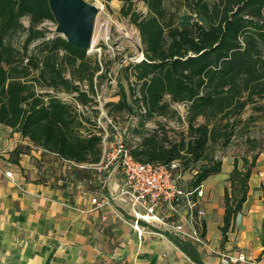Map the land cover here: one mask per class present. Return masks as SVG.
<instances>
[{
    "label": "trees",
    "instance_id": "trees-1",
    "mask_svg": "<svg viewBox=\"0 0 264 264\" xmlns=\"http://www.w3.org/2000/svg\"><path fill=\"white\" fill-rule=\"evenodd\" d=\"M121 1L120 14L138 31L143 59L120 71L131 101L119 86L120 99L106 106L134 118L126 140L133 159L177 161L181 171L200 163L189 185L199 186L221 171L215 148L226 147L238 125L247 130L255 113L264 114V0H175L171 8L167 0H139L146 13L135 10L133 0ZM182 8L189 19L179 23ZM46 21L54 22L47 0H0V125L63 161L98 164L102 130L59 93H75L74 101L96 116V80L108 69L85 49L47 35L41 27ZM249 106L252 113L243 120ZM245 145L224 192V239L264 152L256 137L247 135ZM182 248L201 264L189 244Z\"/></svg>",
    "mask_w": 264,
    "mask_h": 264
},
{
    "label": "crops",
    "instance_id": "crops-1",
    "mask_svg": "<svg viewBox=\"0 0 264 264\" xmlns=\"http://www.w3.org/2000/svg\"><path fill=\"white\" fill-rule=\"evenodd\" d=\"M232 164L223 160L220 173L201 183L197 207L181 210L179 221L198 233V243L137 218L113 189L118 174L108 178L87 164L63 161L0 125V264H197L183 251L188 244L201 264H224L221 256L243 258L228 264H264V152L224 239ZM93 197L108 203L98 207Z\"/></svg>",
    "mask_w": 264,
    "mask_h": 264
},
{
    "label": "built area",
    "instance_id": "built-area-1",
    "mask_svg": "<svg viewBox=\"0 0 264 264\" xmlns=\"http://www.w3.org/2000/svg\"><path fill=\"white\" fill-rule=\"evenodd\" d=\"M93 5L97 7L98 14L103 11V5L99 1L94 0ZM89 51L93 50L90 48L86 50ZM109 79L112 80L111 75ZM74 94L59 93V96L64 102H71L82 111L83 107L73 99ZM94 102L93 109L98 110V116L94 119L95 125L102 130L98 133L101 136L102 154L98 164L89 166L103 172L108 178L117 174L120 176L121 180L113 189L130 203L132 212L137 218H143L147 223L163 228L176 236L201 242L195 230L186 231L184 224L179 221V215L182 209L190 210L197 207L195 198L202 197V185L182 188L178 184L180 174L176 175L177 171H181L177 161L169 165H161L142 163L133 159L130 154L131 147L126 142L129 135L123 132L111 138L108 134L106 127H114L115 124L112 121L113 117L103 109L104 103L97 90ZM102 119L105 121V126L101 123ZM134 121L133 117L129 118L131 125ZM7 176L10 177L11 173H7ZM91 202L98 207L108 203L106 198L98 200L96 197H93ZM140 209L143 210V215H139ZM203 214L202 210L196 209L195 215L203 216ZM241 260H243L241 256L237 258L221 256V262L224 264Z\"/></svg>",
    "mask_w": 264,
    "mask_h": 264
},
{
    "label": "rangeland",
    "instance_id": "rangeland-1",
    "mask_svg": "<svg viewBox=\"0 0 264 264\" xmlns=\"http://www.w3.org/2000/svg\"><path fill=\"white\" fill-rule=\"evenodd\" d=\"M86 1L91 4L94 2V0ZM97 1L103 5V11L97 15L98 19H96L98 26V43L93 51H89L87 53L90 57L93 59L96 58L101 63L103 70L108 69L106 78L96 80V90L101 95L102 102L104 103L103 109L107 113L109 110L111 111L112 115L109 116L113 117L112 121L115 126L106 127V130L111 138H114L115 134V136L121 135L123 132L129 134L128 127L131 125V122H129L130 117L126 112L112 111V109L106 106V104L110 102H116L120 99V93L118 89L119 86H122L123 89H125V92H127L128 102L131 101L126 82L124 79L120 78V71L122 66L127 65L130 62L136 63L142 60L143 56L140 51V49L142 50V45L140 43L138 31L133 25L130 24L127 18L121 16L120 14V8L123 4L121 0H115L110 5H106L103 0ZM177 3L178 1L175 0L166 1V5L170 8L172 5ZM133 7L139 12L146 13V7L139 0H133ZM188 19L189 13L186 9L182 8L179 13V23L188 21ZM22 22L26 27L29 25L27 18H23ZM41 27L45 29L47 35L50 37L57 35L55 33V22L46 21L41 25ZM22 39V36L17 37V41H21ZM109 75L112 77L111 81L109 79ZM83 110L85 115L91 117L92 119H96L98 116H95L94 111L90 108ZM179 110H182L181 106ZM251 113V106H249L241 114V118L246 120ZM254 116L256 119L255 121L249 123V128L247 130H242V126L238 125L230 143L224 148H215L214 153L217 158L221 159L222 161L225 160L228 163L231 161L234 162V159L237 158L238 167L240 168L242 164L240 158L245 154L246 151L245 137L247 135L256 137L261 142V147L264 149V114L255 113ZM101 123L103 126L106 125L103 119L101 120ZM148 126L149 128H153V121H150ZM199 166L200 163H197L191 170L176 172V175L180 174V177L178 178V184L182 188H187L190 185L191 179ZM227 188L229 189V187Z\"/></svg>",
    "mask_w": 264,
    "mask_h": 264
},
{
    "label": "water",
    "instance_id": "water-1",
    "mask_svg": "<svg viewBox=\"0 0 264 264\" xmlns=\"http://www.w3.org/2000/svg\"><path fill=\"white\" fill-rule=\"evenodd\" d=\"M47 4L56 24L55 33L76 47L88 50L95 30L97 7L86 0H47Z\"/></svg>",
    "mask_w": 264,
    "mask_h": 264
},
{
    "label": "bare ground",
    "instance_id": "bare-ground-1",
    "mask_svg": "<svg viewBox=\"0 0 264 264\" xmlns=\"http://www.w3.org/2000/svg\"><path fill=\"white\" fill-rule=\"evenodd\" d=\"M98 19V17H97ZM98 21V20H97ZM97 22H96V27H95V31H94V34H93V37H92V42L90 44V49L93 50L95 48V46L97 45L98 43V32H97Z\"/></svg>",
    "mask_w": 264,
    "mask_h": 264
}]
</instances>
